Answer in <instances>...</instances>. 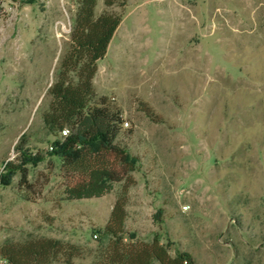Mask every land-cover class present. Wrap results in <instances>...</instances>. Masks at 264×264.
<instances>
[{"label":"rangeland","instance_id":"374dc122","mask_svg":"<svg viewBox=\"0 0 264 264\" xmlns=\"http://www.w3.org/2000/svg\"><path fill=\"white\" fill-rule=\"evenodd\" d=\"M79 1L0 8V247L55 238L82 250L71 264H96L124 184L65 200L61 135L43 122ZM104 2L96 16L122 22L93 82L121 109L119 140L138 167L127 240L157 236L196 264H264V0Z\"/></svg>","mask_w":264,"mask_h":264},{"label":"trees","instance_id":"16d2710c","mask_svg":"<svg viewBox=\"0 0 264 264\" xmlns=\"http://www.w3.org/2000/svg\"><path fill=\"white\" fill-rule=\"evenodd\" d=\"M15 1V0H14ZM107 8L117 0H105ZM97 0H80L68 51L60 63L57 80L49 88L51 101L43 122L51 135H61L56 155L61 161L64 199L101 198L123 183L102 235L109 241L96 264H196L187 252L172 255L168 245L155 236L151 242L126 238L128 191L135 184L138 167L119 140L123 116L107 96L98 97L94 78L98 62L107 54L122 15L105 11L96 16ZM148 116L150 109L145 108ZM67 130V135L63 132ZM12 169L17 167L8 166ZM22 183L31 187L21 169ZM161 212L155 218L160 219ZM82 255L75 245L55 238H36L23 243L7 241L0 247L5 264H71ZM251 264V262H248Z\"/></svg>","mask_w":264,"mask_h":264},{"label":"built area","instance_id":"2783aa9c","mask_svg":"<svg viewBox=\"0 0 264 264\" xmlns=\"http://www.w3.org/2000/svg\"><path fill=\"white\" fill-rule=\"evenodd\" d=\"M5 2H14V0H0V8L2 7V5L5 3ZM124 126H128V122H124ZM67 135V130H65L63 132V136H66Z\"/></svg>","mask_w":264,"mask_h":264}]
</instances>
